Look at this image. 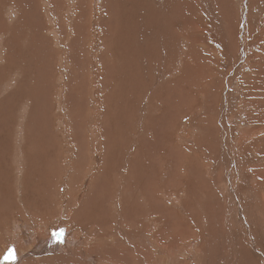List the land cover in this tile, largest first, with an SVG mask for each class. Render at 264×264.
Masks as SVG:
<instances>
[{"label": "rangeland", "instance_id": "obj_1", "mask_svg": "<svg viewBox=\"0 0 264 264\" xmlns=\"http://www.w3.org/2000/svg\"><path fill=\"white\" fill-rule=\"evenodd\" d=\"M217 1L220 5L213 8ZM115 2L0 0V222L5 215L7 228L14 218L26 223L35 220L49 227L56 225L57 215L70 207L83 209L79 213L83 217H77L78 213L70 216L77 222L92 208L103 213L109 209L114 215L119 211V218L114 216L116 226L121 224V229L133 231L131 240L117 233L113 241L105 236L92 248L115 258V264H212L216 255L225 260L217 252L232 244L240 247L237 259L231 263L251 264L255 260L246 251L250 250L249 238L262 240L263 224L255 219L249 222L241 207L236 206L243 201L234 195L236 181L230 176L238 175L242 167L232 160L240 141L247 150L250 145L254 147L249 158L255 161H248L247 173L261 170L258 150L264 127L259 128V124L264 122V104L253 103L252 99H264V10H256L257 6L264 9V0H149L156 11L152 12L153 30L146 34L140 31L135 40L140 48L152 52L148 61L151 77L146 86L140 81V65L145 58H136L132 64L129 59L120 70L108 54L114 51L113 31L117 30L114 19L119 4ZM8 5L14 9L8 10ZM129 6L127 3L121 8V13L130 10L135 16L136 11ZM139 18L141 24L146 22L143 10ZM206 29L212 35H206ZM201 38L206 39L205 48L199 44ZM121 71L133 73L125 79L128 87L122 80H115H120ZM13 82L20 84L18 89L11 86ZM82 98L95 108L96 119L92 122L86 119L84 123ZM200 103L202 108L195 111ZM23 105H27L25 109ZM142 110L145 115L140 114ZM118 120L125 128L122 133ZM111 125L120 139L116 140L119 154L127 155L129 161L138 158L140 165L135 169L122 159L121 169L105 177L111 184L102 186ZM84 129L87 138L85 135L81 140L75 135ZM246 129L251 132L244 138ZM97 131H101L99 142L91 135ZM96 153L103 154L99 163L91 156ZM239 157L243 164V157ZM228 182L235 183L231 195ZM238 184L241 196L249 190L257 193L251 183L247 187ZM90 187L95 189L90 191ZM236 209L241 211V220ZM92 224L108 231L113 227L108 217L97 223L93 220ZM59 227L64 235L68 228L62 224ZM134 234L138 238L133 239ZM164 244L178 245V251L168 254ZM199 250L201 255L197 254Z\"/></svg>", "mask_w": 264, "mask_h": 264}, {"label": "bare ground", "instance_id": "obj_2", "mask_svg": "<svg viewBox=\"0 0 264 264\" xmlns=\"http://www.w3.org/2000/svg\"><path fill=\"white\" fill-rule=\"evenodd\" d=\"M117 4H119V9H118V12L121 13V8H125V6H127V3H129V8L131 9H134L136 11L135 13V16H131V11L129 10V12H125V13H121L120 16L119 13L117 15V17L114 19V21H117V30L115 29L113 32L115 33L114 34V51L111 52V51H108V54H110L111 56V59L112 61L115 63H118V67L117 68H120L121 70V66L122 65H125L126 62L130 59L131 62L129 63H134L136 62V58H145L146 61H141L142 64L140 65L142 67V78L143 80H140L141 83L143 85L146 86V83L148 82V78L151 77V75H149V67H150V64H151V61L148 62L150 59L149 57H152V52H147L145 50H143L142 48H140L137 43H136V38L140 35V31L144 30V34H146L148 31H151L153 30V25H154V21H153V17L155 16L153 13H156L155 11V8L152 4L149 3V0H115ZM157 1V0H155ZM168 2L170 0H167ZM257 1V0H256ZM263 1V0H262ZM126 2V4H125ZM167 2V3H168ZM219 4V1H217L215 4L212 5L213 8L216 7V5ZM225 4V3H224ZM115 5V4H114ZM166 5V4H165ZM220 5V4H219ZM14 6V4H13ZM182 6H185V5H182ZM188 6V5H186ZM7 7V6H6ZM9 7V5H8ZM117 7V6H116ZM128 8V9H129ZM157 8V7H156ZM10 9H14L12 8V6H10L8 8V10ZM159 9V8H158ZM144 11L145 13V16H146V21L145 23L141 24L142 23V20L141 22L140 21V18H139V15L141 13V11ZM257 12L261 11V10H264L263 8H260L257 6L256 8ZM125 11V10H124ZM127 11V10H126ZM155 11V12H154ZM158 11V10H157ZM5 12V11H4ZM6 13V12H5ZM9 13V12H8ZM7 13V15H8ZM110 13V12H108ZM113 13V12H112ZM129 15H128V14ZM263 13V12H262ZM105 14V13H104ZM149 14V15H147ZM6 15V14H5ZM99 15V14H98ZM92 16V15H91ZM182 16V15H181ZM178 17V16H177ZM256 17V16H255ZM73 18V17H72ZM107 18H110L109 16ZM101 21V20H100ZM106 21V20H104ZM140 23V24H139ZM91 24V23H90ZM135 24H138L140 26H137ZM129 25L133 26L135 29H130ZM87 26V25H86ZM198 27L201 28V25L198 24ZM211 30L209 29H206L205 30V34L206 35H212L213 32H210ZM224 31V30H223ZM243 31V30H242ZM146 32V33H145ZM3 34V33H2ZM4 35V34H3ZM142 36V35H141ZM164 36V35H163ZM3 37V36H2ZM149 37L145 38V41L148 40ZM179 38V37H178ZM15 42H16V49L18 50V45H17V41L15 39H13ZM139 40V39H138ZM178 42V39L176 40ZM206 39H202L199 41V44L202 43V45L204 44V48L207 46V43H205ZM0 42H1V38H0ZM177 42L175 44H177ZM243 42V41H242ZM168 43V42H167ZM163 44V43H162ZM220 44V42H218L217 40V45ZM226 43H224V46L223 48L227 49L228 46L226 45ZM1 46V45H0ZM75 46V45H74ZM162 46V45H160ZM176 46V45H175ZM240 48V47H239ZM165 49V48H164ZM224 49V50H225ZM245 49V48H244ZM4 50V49H3ZM21 50V49H20ZM167 50V49H166ZM19 52V50H18ZM22 52V51H21ZM25 52V51H23ZM229 52V50H228ZM2 53V52H1ZM5 53V52H4ZM223 53V52H222ZM34 54V53H32ZM102 54V53H101ZM100 54V56H102ZM168 55V54H167ZM166 55V56H167ZM34 56V55H33ZM229 57V55H227ZM164 57H165V54H164ZM179 57V56H178ZM232 57H234L232 55ZM166 58V57H165ZM227 58V57H226ZM133 59V61H132ZM139 59V60H140ZM182 59V58H181ZM180 59V60H181ZM144 60V59H143ZM49 64V63H48ZM112 64V63H111ZM130 64V65H131ZM176 64V63H175ZM114 65V66H115ZM264 65V64H263ZM6 66V65H5ZM8 68V66H7ZM91 68V67H90ZM6 69V68H5ZM4 69V70H5ZM93 69V68H92ZM258 69V68H257ZM260 69V68H259ZM258 69V70H259ZM263 69V68H262ZM8 70V69H7ZM18 70V69H17ZM95 70V68H94ZM2 71V70H1ZM152 71V70H151ZM162 71V70H161ZM260 71V70H259ZM262 71V70H261ZM122 73L118 74V77L120 78V80H118L117 78H115V80L117 81H121L122 80V83H124L123 86H127L128 87V79L125 81L126 77L127 78H130L133 76V73L131 71H127L126 73H124L123 71H121ZM255 72V71H254ZM48 73V72H47ZM98 73V72H97ZM10 74H12V72H10ZM82 74V73H81ZM138 74V73H137ZM22 75V74H21ZM51 75V74H50ZM83 75V74H82ZM159 75V74H158ZM157 75V76H158ZM163 75V74H162ZM165 75V74H164ZM44 76V75H43ZM95 76V75H93ZM96 77V76H95ZM8 78V77H7ZM160 78V77H159ZM50 79V78H49ZM78 79V78H77ZM97 79V77L95 78ZM139 79H140V75H139ZM138 79V80H139ZM162 79V78H161ZM249 79V78H248ZM75 80V78H74ZM12 81V80H9V82ZM51 81V80H50ZM68 81V80H67ZM125 81V82H124ZM160 81V79L158 80ZM162 81V80H161ZM4 82V81H3ZM71 82V81H70ZM1 83V81H0ZM15 82L11 83L12 87H13V84ZM16 83H19L18 81ZM114 83H117L116 81ZM70 84V83H69ZM110 84V83H109ZM245 84V83H244ZM257 84V83H256ZM7 85V84H6ZM20 85V84H19ZM19 85H15L16 87H14L15 89L17 88L18 89V86ZM45 85V84H43ZM94 85V84H93ZM116 85V84H115ZM153 85V84H152ZM2 86V85H1ZM0 86V87H1ZM10 86V88H11ZM99 86V85H98ZM109 86V85H108ZM135 86V85H134ZM133 86V87H134ZM142 86V85H140ZM92 87V86H91ZM96 87V86H95ZM263 87V86H261ZM7 88V87H6ZM9 88V86H8ZM111 88V87H110ZM139 88H142V87H139ZM244 88V87H243ZM252 88V87H251ZM5 89V88H4ZM93 91H95V88L92 87ZM97 89V88H96ZM244 89H247V88H244ZM114 90V89H113ZM61 91V89H60ZM248 91V90H247ZM2 92V91H1ZM4 92V91H3ZM6 92V91H5ZM91 92V91H90ZM83 92H81V95H82ZM93 94V93H92ZM125 94V93H124ZM73 95V94H72ZM80 95V96H81ZM261 95V94H260ZM21 96V95H20ZM25 96V95H24ZM98 96V95H97ZM103 96V95H102ZM264 96V94H263ZM79 97V96H77ZM94 97V96H93ZM124 97V95H123ZM262 97V95H261ZM24 99V97H22ZM85 98V97H84ZM82 98V100L84 99ZM98 99V98H97ZM25 100V99H24ZM86 100V99H85ZM246 100H249V98H247ZM254 100V101H253ZM17 101V100H16ZM97 101V100H95ZM253 103H257L259 101H261L263 104H264V99L262 98L261 100L259 99H252ZM20 102V100H19ZM27 102V101H26ZM80 102V101H79ZM120 103H124L123 100L119 101ZM260 102V103H261ZM83 105H82V104ZM81 106L83 108V112H84V115L85 116H81L83 119H85V122L86 123V119L88 120L87 123L89 122H92L93 118L95 117V108H93V106H88V104H85V101L83 100L81 102ZM85 104V105H84ZM126 103H124L125 105ZM252 104V103H251ZM19 105V104H18ZM28 105V103H27ZM27 105H23L24 106V109L26 108ZM73 105V104H72ZM118 105V104H116ZM121 105V104H120ZM148 105V104H146ZM21 104H20V108H21ZM77 106V105H76ZM79 106V105H78ZM136 106V105H135ZM144 106V105H143ZM201 103L199 104V106L197 108H195V111H198V109H200L201 107ZM225 106V105H224ZM223 106V107H224ZM118 107V106H117ZM147 107V106H146ZM261 107H264V106H261ZM12 108V107H11ZM202 108V107H201ZM253 108V107H252ZM257 108V106H256ZM259 108V107H258ZM14 110V109H12ZM75 110V109H74ZM260 110V109H259ZM263 110V109H262ZM148 111V110H146ZM223 111V110H222ZM228 111V110H227ZM261 111V110H260ZM16 112V111H15ZM82 113V112H81ZM139 113V112H138ZM137 113V114H138ZM144 114L145 115V111H140V114ZM194 113V112H193ZM16 114V113H14ZM141 114V115H142ZM264 114V113H262ZM17 115V114H16ZM79 115V114H78ZM82 115V114H81ZM114 117V116H113ZM262 117V116H261ZM80 118V119H82ZM111 118V117H110ZM264 118V117H263ZM18 119V118H17ZM96 118H94L95 120ZM108 119V118H107ZM15 120V118H14ZM112 120V119H111ZM236 120V119H235ZM224 121V120H223ZM258 122V121H257ZM83 123V124H84ZM118 126H120L118 128V130L120 131V133H122L123 131H125V128L119 123V120H118ZM17 125V124H15ZM108 125V124H107ZM106 125V126H107ZM114 125V124H112ZM112 125H111V128H112ZM227 125V124H226ZM116 126V125H115ZM126 126V124H125ZM257 126V125H256ZM15 127V126H14ZM13 127V128H14ZM74 127V126H73ZM263 128L264 127V122L263 123H260L259 124V128ZM20 128V127H19ZM51 128V127H50ZM237 128V127H236ZM235 128V129H236ZM256 128V127H255ZM16 129V128H15ZM97 129V128H96ZM113 129V128H112ZM126 129L129 130V128L126 126ZM136 129V128H135ZM234 129V130H235ZM240 129V128H239ZM52 130V129H51ZM74 130V129H73ZM72 130V131H73ZM77 130V129H75ZM99 130V129H98ZM117 130V129H116ZM78 131V130H77ZM80 131V130H79ZM103 131V130H101ZM101 131H97V133H93L91 132V135H94L96 136V140L99 142L100 141V137L98 136V134L101 132ZM144 131H146L145 127H143V134H144ZM193 131V130H192ZM237 131V129L235 130ZM261 131L258 129V132ZM89 132V131H88ZM251 132L250 129H246V131L244 132V138H246L247 134ZM75 133V132H74ZM109 133V132H108ZM119 133V132H118ZM228 133V132H227ZM38 134V133H37ZM87 134L86 130L84 129L81 133L79 134H76L75 136H79L81 138L79 139H83L85 137V135ZM243 134V133H242ZM253 134V132H252ZM18 135V134H17ZM109 138H110V148L108 149V155L105 159V162H106V168L105 170L103 169V178H102V186L106 185V183H110L111 182H108L106 180L105 177H109V172L110 171H115V170H120L122 167L120 163H122V159L123 161H125V163L129 166L130 164H132V168H138L140 163H139V159H131L130 161L128 160V157L126 156H121L119 154V148L117 146V132L114 131L113 129V133H109ZM229 135V134H228ZM235 135V134H234ZM19 136V135H18ZM101 136V135H100ZM233 136V135H232ZM242 136V135H240ZM252 136V135H251ZM254 136V135H253ZM258 136V135H257ZM261 136V135H260ZM13 137V136H11ZM46 137V136H45ZM43 137V138H45ZM67 137V136H66ZM107 137V136H106ZM123 137V136H122ZM121 137V138H122ZM86 138H87V135H86ZM249 138V137H248ZM262 138V137H260ZM259 138V139H260ZM40 139V138H39ZM72 139L74 141V134L72 133ZM77 139V138H75ZM70 140V139H69ZM94 140L93 143L96 141ZM120 140V139H118ZM117 140V141H118ZM261 142V144L259 145V150L258 152L260 153V156L262 158V163H261V170L260 171H257V170H254L252 172V174L250 173H247V169L250 167L249 166V160H254L255 161V158H249V155L253 152V148L250 147L247 149H245L244 147H242L240 144H241V141L239 143V148L237 147L236 151L233 150V152L235 153V158H233L232 160L233 161H236V164L237 165H241L242 167L240 168V170L237 172V174L230 176L231 179L234 178V180L236 181V189L234 191V195L237 197L238 195L241 197L240 199L238 198V200L240 201L242 199L243 203L242 204H237L236 206L239 208L241 207L242 211L244 214H246L245 216H247L249 222L250 221H253V219H255L256 221H260L263 225H262V229L263 231V234L261 233L262 235V240H256L258 239L256 237L255 238H249V244H250V250H246L247 252L250 253V255L252 254L254 257L253 259L255 260L254 262H251V264H264V137L262 139L259 140ZM68 142V141H67ZM87 143V141H85ZM119 142V141H118ZM239 142V141H238ZM236 142V143H238ZM16 143V142H15ZM75 143V142H74ZM73 143V144H74ZM83 144V143H82ZM18 145V144H17ZM16 145V146H17ZM81 145V144H79ZM78 145V146H79ZM92 145V144H91ZM77 146V147H78ZM84 146V145H82ZM121 146V144H120ZM19 147V146H18ZM260 148H263V150H261ZM74 149V148H73ZM88 149V147L86 148ZM92 149V148H91ZM208 149V148H207ZM14 150V149H13ZM19 150V149H17ZM81 151V149H78ZM227 151H229V148H226ZM206 151V149H205ZM15 152V151H14ZM20 151H18L19 153ZM76 152V151H75ZM78 152V151H77ZM84 152V151H83ZM198 152V151H197ZM212 152V151H211ZM229 152H232V151H229ZM227 152V153H229ZM85 153V152H84ZM22 154V153H21ZM220 154V153H219ZM20 155V153H19ZM23 155V154H22ZM25 155V154H24ZM205 155V154H204ZM224 155V154H223ZM226 155V154H225ZM228 155V154H227ZM42 156V155H41ZM80 156L82 157V154H80ZM86 156V155H85ZM93 159H96L97 162L95 163H99L98 162V159L100 158L103 159V154H95V155H91ZM208 156V155H207ZM220 156V155H219ZM239 156H242L243 157V164H242V161H240V158ZM17 157V156H16ZM95 157V158H94ZM218 157V156H217ZM225 157V156H224ZM22 158V157H21ZM80 158V157H79ZM17 159V158H16ZM83 160V158H80ZM235 159V160H234ZM15 160V158H14ZM18 160V159H17ZM16 160V161H17ZM78 160V159H77ZM120 162H119V161ZM144 160V159H143ZM231 160V159H230ZM249 161V162H248ZM24 162V161H23ZM80 162H82L80 160ZM87 162V161H85ZM78 163V162H77ZM89 163V161H88ZM143 163V162H142ZM224 163H226L224 161ZM235 163V162H234ZM18 164V163H16ZM22 165H24L23 163H21ZM19 164V168H21V170L23 169V166ZM105 164V163H104ZM119 166H117V165ZM125 164V165H126ZM147 164V163H146ZM222 164V163H221ZM233 164V162H232ZM144 165V164H143ZM235 165V164H234ZM216 166V165H215ZM219 166V165H217ZM224 166V165H223ZM222 166V167H223ZM81 167V166H80ZM144 167V166H143ZM220 167V169L222 168ZM117 168V169H116ZM225 168V167H223ZM234 168V167H232ZM236 168V167H235ZM234 168V169H235ZM244 168V169H242ZM190 169V168H189ZM217 169H219L217 167ZM219 169V170H220ZM234 169H231V170H234ZM242 169V170H241ZM74 170V169H73ZM226 170V168H225ZM246 170V172H245ZM102 171V170H101ZM132 171V170H131ZM144 171V170H143ZM146 171V170H145ZM148 171H149V168H148ZM229 172V171H228ZM235 172H236V169H235ZM246 174H245V173ZM249 172V171H248ZM122 173V172H121ZM260 173H261V176H260ZM18 174V172H17ZM99 174V173H98ZM226 174V172H225ZM231 174V173H230ZM245 174V175H244ZM90 176V174H88ZM196 175V174H195ZM237 175V176H236ZM20 176V175H19ZM17 176V177H19ZM96 178V177H95ZM210 178V177H209ZM19 180V178H18ZM17 180V181H18ZM21 180V179H20ZM136 180V179H135ZM238 180V181H237ZM228 181V180H227ZM116 182V181H115ZM223 182V181H221ZM238 182L243 186V187H247V186H250L249 184L251 183V186L252 187L251 189L254 191V192H257V193H254V194H251V191L249 190L248 192L246 191V193H242V196L239 194L241 193L240 190V185L238 184ZM20 183V182H19ZM114 183V181H113ZM230 184V187L227 189L228 191L230 190V195H231V188L232 186L235 185V183L231 184L230 182H228ZM243 183V184H242ZM247 183V184H246ZM249 183V184H248ZM93 183H91V186H92ZM115 184V183H114ZM221 184V183H220ZM227 184V182H226ZM225 183H222V185H226ZM245 184V186H244ZM232 185V186H231ZM135 186V185H134ZM86 188H88L86 186ZM94 190L95 188L93 187H90V191H92V189ZM99 186L96 187V189H98ZM133 189V187H130V189ZM88 190V189H87ZM89 191V192H90ZM101 191V190H100ZM100 191H97V194L98 193H101ZM130 192V191H129ZM239 192V193H238ZM245 192V191H244ZM91 193V192H90ZM131 195V194H130ZM137 195V194H136ZM229 195V194H228ZM85 196V195H84ZM120 196V195H119ZM254 196V197H253ZM129 197V196H128ZM87 198V197H85ZM94 199V198H93ZM84 200V198H83ZM96 200V199H95ZM224 200V199H223ZM87 201V200H86ZM233 202V201H232ZM235 203V202H234ZM248 208H246V205ZM113 205V203H111ZM118 204V202H117ZM113 207H116V204H114ZM71 208V210H69ZM69 209H67L63 215L61 214H58L57 216H59V219L57 220L58 223L55 225V224H51L49 227H44V224L41 223V222H38V221H31L30 223H26L24 221H15V218L14 220H12L10 222V225L8 226L9 228H7L5 226V215H4V220L1 223L2 226H0V239H2V241L0 242V264H12V262L8 261L5 259V257L7 256L8 254V251L10 249H15V256H16V259L14 261V264H104L103 262H106L107 261H110L111 263H114L116 261H114L115 258H110V257H107V256H103V254L101 252H99V250H97L96 252L92 250V248H96L98 246V241L101 240L103 237H108L109 238V241H111L112 238H114L118 233V236H122L123 237H129V239L131 240V234L132 232L131 231H125L123 229H121V224H119V226H116L115 224V220H114V211H112V213L110 211H105L104 213L102 211H96V209H93L92 208V211H84L86 212L87 216L85 215L84 219H82L81 222H77V221H74L71 217H73L76 213L77 214V217L80 215L81 217H83L84 215H81L79 214L80 212H83V209L82 207H70ZM246 208V209H245ZM62 209V208H61ZM82 209V210H81ZM181 209V207H180ZM237 210V209H236ZM254 213H253V211ZM32 211V210H31ZM238 212H240L241 214V211L240 209L237 210ZM236 211V212H237ZM90 212V213H89ZM73 214V215H72ZM119 214V211L117 213V215ZM243 214V215H244ZM116 215V217H117ZM71 216V217H70ZM237 216L240 218V220L243 218L242 217V214L239 215L237 213ZM109 219L110 222H112V225L113 227L110 229V231H108L107 229L105 230H102V228L99 227V225H96V224H92V221L93 220H96V223L97 221H100V220H103L104 218ZM76 219V217H74ZM119 218V217H117ZM17 220V219H16ZM19 220V219H18ZM55 220V219H54ZM85 220H88L86 223L84 222ZM244 220V219H243ZM56 221V222H57ZM118 221V220H117ZM8 222V223H9ZM55 222V221H53ZM55 222V223H56ZM75 222V223H73ZM108 221L106 220V223ZM101 223V222H99ZM109 223V222H108ZM163 223V222H162ZM252 223V222H251ZM59 224H62L65 225V227H67L68 229L64 230L65 233L62 237H60V239L58 240L57 237H56V233H60V227H59ZM244 225V224H243ZM259 225V224H258ZM204 226V225H203ZM159 227V226H158ZM199 227V225H198ZM197 227V228H198ZM202 227V226H201ZM254 227V226H253ZM165 228V226H164ZM210 228V227H209ZM250 228V227H248ZM258 228V226H257ZM141 229V228H140ZM167 229V228H166ZM202 229V228H201ZM259 229V228H258ZM142 230V229H141ZM247 232V231H246ZM254 232V231H253ZM259 232V230H258ZM137 235V233H135ZM134 234V235H135ZM236 234V233H235ZM238 234V233H237ZM240 234V233H239ZM238 234V236H239ZM251 234V233H250ZM256 234V233H255ZM254 234V235H255ZM133 236V239L134 237L138 238L137 236ZM140 235L142 236L141 232H140ZM209 235V234H208ZM248 235V234H247ZM201 237L203 236V234L201 233L200 235ZM199 236V238H200ZM205 236V235H204ZM234 236V235H233ZM250 236V235H249ZM210 237V236H209ZM118 238V237H117ZM204 238V237H203ZM234 238V237H233ZM128 239V240H129ZM140 239V238H139ZM142 239V238H141ZM149 239V238H148ZM202 239V238H201ZM200 239V240H201ZM122 240V239H121ZM136 240V239H135ZM239 240V239H238ZM237 240V241H238ZM113 241V239H112ZM123 241V240H122ZM133 241V240H132ZM142 241V240H141ZM144 241V240H143ZM226 240H224L225 242ZM242 241V240H241ZM4 242H6V244H4ZM131 241H126L125 243L126 244H130ZM145 242V241H144ZM166 242V241H165ZM170 242V241H169ZM227 242V241H226ZM240 242V241H239ZM112 243V242H111ZM115 243V242H114ZM172 244V243H170ZM169 244V245H170ZM241 244V243H240ZM244 244V243H243ZM131 245V244H130ZM169 245H166L164 244L163 248L164 250H166L169 254V251H170V254L173 253V251H178V245H175V246H169ZM226 245V244H225ZM182 246V245H181ZM242 248H243V245H241ZM167 247V248H165ZM240 247V246H239ZM237 247V248H239ZM246 247V246H245ZM244 247V248H245ZM162 248V247H161ZM162 248V249H163ZM218 248V247H217ZM235 245H226L225 246V249H223L222 251L220 252H217L219 256H222L225 260H219L217 255H216V259L214 261H212V264L214 262V264H232L231 262L236 258L238 257L237 256V249ZM246 249V248H245ZM151 250V249H150ZM165 253V252H164ZM240 253V252H239ZM137 254H140L139 252H137ZM167 254V253H166ZM198 255H201L202 254V250L198 251L197 252ZM239 255V254H238ZM149 256V255H148ZM196 256V255H195ZM115 257V255H114ZM202 257V256H201ZM204 257V256H203ZM202 257V259H204ZM207 257V256H206ZM117 258V257H116ZM194 258V256H193ZM124 259V258H122ZM152 259V258H151ZM201 259V258H200ZM237 259V258H236ZM205 260V259H204ZM219 260V261H218ZM121 262L120 259H117V262ZM140 261V260H139ZM147 261L148 258H147ZM203 261V260H202ZM236 261V260H235ZM253 261V260H251ZM150 262V261H149ZM201 262V261H199ZM241 262V261H240ZM110 263V264H111ZM123 263V262H121ZM125 263H129V260H125ZM146 263V262H145ZM151 263V262H150ZM178 263V261H177ZM115 264V263H114ZM120 264V263H119ZM147 264V263H146ZM191 264H194V262ZM199 264V263H198Z\"/></svg>", "mask_w": 264, "mask_h": 264}, {"label": "snow or ice", "instance_id": "obj_3", "mask_svg": "<svg viewBox=\"0 0 264 264\" xmlns=\"http://www.w3.org/2000/svg\"><path fill=\"white\" fill-rule=\"evenodd\" d=\"M55 235H56L57 239L59 240L60 237H62L63 232L61 231L60 233H56ZM5 259L8 260V261H10V262H12V264H14V261H15V259H16V256H15V249H10V250L8 251V254H7V256L5 257Z\"/></svg>", "mask_w": 264, "mask_h": 264}]
</instances>
